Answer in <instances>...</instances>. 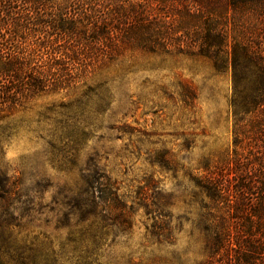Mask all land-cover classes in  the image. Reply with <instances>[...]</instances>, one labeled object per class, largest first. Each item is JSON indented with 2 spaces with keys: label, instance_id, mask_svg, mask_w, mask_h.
Returning <instances> with one entry per match:
<instances>
[{
  "label": "rangeland",
  "instance_id": "1",
  "mask_svg": "<svg viewBox=\"0 0 264 264\" xmlns=\"http://www.w3.org/2000/svg\"><path fill=\"white\" fill-rule=\"evenodd\" d=\"M87 86L37 97L1 122L0 183L13 195L0 213L1 257L6 264H202L205 195L195 177L224 168L234 149L230 74L216 75L204 59L126 49L99 63ZM97 169L128 216L86 259L75 204L82 177ZM152 200L167 206L170 236L151 233ZM229 214L224 205L215 213Z\"/></svg>",
  "mask_w": 264,
  "mask_h": 264
},
{
  "label": "trees",
  "instance_id": "2",
  "mask_svg": "<svg viewBox=\"0 0 264 264\" xmlns=\"http://www.w3.org/2000/svg\"><path fill=\"white\" fill-rule=\"evenodd\" d=\"M126 49L204 59L230 74L234 149L224 168L195 177L205 195L202 264H264V0H0V127L37 97L85 89L99 63ZM82 181L75 207L90 259L124 225L127 205L98 169ZM12 196L0 183V213ZM151 203V233L170 236L167 206ZM220 205L230 214L219 220Z\"/></svg>",
  "mask_w": 264,
  "mask_h": 264
}]
</instances>
